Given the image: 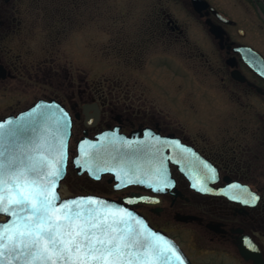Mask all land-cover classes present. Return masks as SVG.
Returning <instances> with one entry per match:
<instances>
[{"label": "flooded vegetation", "instance_id": "obj_1", "mask_svg": "<svg viewBox=\"0 0 264 264\" xmlns=\"http://www.w3.org/2000/svg\"><path fill=\"white\" fill-rule=\"evenodd\" d=\"M93 32L98 34L93 37ZM96 44L107 51L132 52L130 61L144 69V81L147 75L153 80L162 69L170 73L173 69L176 79L183 78L188 62L206 68L212 81L198 80V85L223 102L225 116L213 127L202 123L190 127L180 119L179 125L167 116L169 111L157 110L143 89L135 92L117 83H110L108 90L95 87L85 73L71 68L70 58L91 68L87 60L89 53L96 56L92 52ZM144 53H152L149 60ZM261 69L264 0H0V122L40 101L59 103L73 121L63 184L68 189L77 187L70 196L90 194L117 201L134 195L151 198L131 207L171 236L193 264L184 244L186 233L178 235L168 226L191 227L209 237L236 264H258L249 258V241L264 250ZM146 82L150 99L166 101ZM105 133L140 139L159 134L179 145L174 154L181 153L180 164L170 161L171 187L161 193L140 185L118 188L111 175L95 179L89 173L79 174L72 162L78 144ZM185 148L216 169L217 178L206 181L216 191L193 187L200 163ZM234 184L247 186L261 200L249 206L233 199L246 195L242 188H232ZM6 220L7 214L0 212V222Z\"/></svg>", "mask_w": 264, "mask_h": 264}, {"label": "snow or ice", "instance_id": "obj_2", "mask_svg": "<svg viewBox=\"0 0 264 264\" xmlns=\"http://www.w3.org/2000/svg\"><path fill=\"white\" fill-rule=\"evenodd\" d=\"M27 116L0 122V212L10 217L0 225V264H190L171 240L128 208L94 196L61 201L56 187L67 175L65 137L70 117L58 104L38 106ZM49 122L55 125L51 142ZM127 143L132 147L131 141ZM135 148L151 157L154 168L141 170L145 179L139 183L157 190L173 183L162 149L139 143ZM184 150L200 163L193 187L216 191L206 183L217 178L216 169ZM231 187L243 189L246 195L232 198L245 205L255 206L261 200L247 186ZM247 247L249 258L264 264V250L250 241Z\"/></svg>", "mask_w": 264, "mask_h": 264}, {"label": "rangeland", "instance_id": "obj_3", "mask_svg": "<svg viewBox=\"0 0 264 264\" xmlns=\"http://www.w3.org/2000/svg\"><path fill=\"white\" fill-rule=\"evenodd\" d=\"M29 21L33 22L31 20ZM94 34L98 33L93 32V37ZM22 39L23 37L21 40ZM32 39H34V37ZM18 43L23 44L22 41ZM96 45L92 46V52L96 54V56L89 53L87 60V63H90L89 65L92 66L91 68L84 65V62L72 61L70 58L71 68L76 72L85 73L95 87L101 86L103 89L108 90L110 83H117L118 86H128L135 92H140V90L142 91L143 89V92H145L144 96L156 104V109H162L165 112L169 111L170 115L167 116L179 125L183 122L187 126L195 127L202 123L205 126L213 127L216 123L222 121L221 118L223 114L225 116L224 112H226V109L223 108V102L212 97L204 88L198 85V80H200V82L201 80L212 81L211 78H208L210 76H208L206 68L202 69L201 67L195 66L192 62H188L187 74L183 78L177 76V79L175 78L176 74L173 73V69L171 73L169 71H162L164 70L162 69L160 70L161 74L153 78L155 83L152 78H149L147 75L146 80L151 82L152 90L166 99V101L160 98L152 100L148 95V92H150L149 86L146 80L144 81L141 78V72H143L144 69L139 70L141 68L136 66L134 61H130L132 58H129V55L133 54L132 52L107 51L101 45ZM76 55L78 54L76 53ZM144 55L145 60H149L152 53H144ZM96 58L102 61L96 63ZM124 59H126L127 62ZM167 67L171 68L172 65L169 63ZM175 80L177 81L174 83ZM205 82L208 83V81ZM173 83L175 86H173ZM1 104L2 100H0V105ZM169 106L173 108L171 109L172 111H170ZM75 188L77 187L74 185H72L71 189L62 186L61 193L64 197L70 196L71 190ZM168 228L175 230L178 235L181 231L186 233L187 239L185 238L184 244L196 264H236L232 257L225 254V251H223L225 253H222L216 245L212 244L209 241V237L201 233H195L190 230L191 227L168 226Z\"/></svg>", "mask_w": 264, "mask_h": 264}, {"label": "water", "instance_id": "obj_4", "mask_svg": "<svg viewBox=\"0 0 264 264\" xmlns=\"http://www.w3.org/2000/svg\"><path fill=\"white\" fill-rule=\"evenodd\" d=\"M52 105V104H58L56 102H46V101H40L36 106L28 110L27 112L21 114L20 116L13 118H7L11 119L13 121H19L21 117H24L25 120L28 119L27 114L31 113L34 109H36L38 106L43 105ZM60 105V104H58ZM60 107L67 112L61 105ZM68 116L70 117L69 121V127L67 131V135L65 137L66 144H67V169H68V163H69V142L72 135V118L67 112ZM50 123L48 138L49 141H52L54 131H55V125ZM158 138H163L168 141L167 144H163L159 142ZM128 141L132 142V147L128 146ZM142 144L145 146H152L155 145L157 148H160L163 150V153L168 157L166 161V167H167V173L168 178L173 181L170 173V161H173L174 163H180L177 162V158H181V154L179 153L174 154L175 150L179 149V146H175L171 144L168 138L166 137H160L159 135H156L155 137L150 136L149 138L146 136V138L139 139L137 137H125V136H116L114 134H104L103 136H100L98 140L91 141V140H83L78 145V155L74 158V165L77 170H79L80 174H83L85 172H88L92 175V172L95 171L96 175H92L94 178H100L104 174H110L114 177L115 181L119 183L120 187H125L128 185H141L146 186L147 188H153L150 187L148 184L139 183V180L145 179V176L141 174V170L147 171L149 169H152L154 171L153 165L151 163V157L146 152H139L136 150L135 146L137 144ZM170 151V153H169ZM175 157V159H173ZM80 161V163H76V161ZM87 163L88 167L85 168L83 165ZM115 168L116 170L113 171L112 169ZM67 176V175H66ZM66 176L61 179V181L58 183L56 187V192L60 197L61 201H67L79 197H87V196H94L98 197L103 200H107L113 204L120 205L124 208H128L135 212L136 215L142 217L145 222L147 223L148 227L151 228L153 231L160 233L161 235L165 236L167 239L171 240L182 252V254L186 257L187 261H190L188 256L185 254V252L181 249V247L166 233L160 230H156L153 226L150 225L148 220L140 214L138 211L134 210L131 205L136 202H149L148 199H142L147 198L145 196H132L127 199H125L123 202H119L110 198H105L101 196H95V195H79L74 196L71 198H62L60 194V188L62 182L65 180ZM151 178V177H149ZM155 183V181H153ZM171 187V184L168 186ZM156 192H162V189L157 190L156 188H153ZM130 200L134 201L130 203ZM8 215V214H7ZM10 217L8 215L9 222ZM7 222H2L0 225H3ZM190 264L192 262L190 261Z\"/></svg>", "mask_w": 264, "mask_h": 264}]
</instances>
